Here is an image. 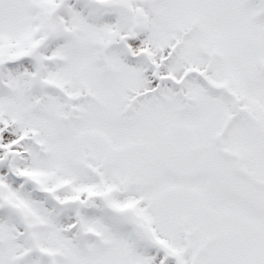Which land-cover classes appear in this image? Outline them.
Masks as SVG:
<instances>
[{
    "label": "snow or ice",
    "instance_id": "1",
    "mask_svg": "<svg viewBox=\"0 0 264 264\" xmlns=\"http://www.w3.org/2000/svg\"><path fill=\"white\" fill-rule=\"evenodd\" d=\"M0 264H264V0H0Z\"/></svg>",
    "mask_w": 264,
    "mask_h": 264
}]
</instances>
